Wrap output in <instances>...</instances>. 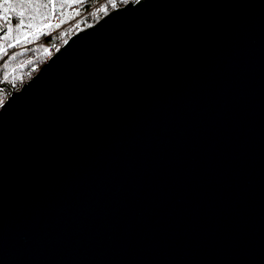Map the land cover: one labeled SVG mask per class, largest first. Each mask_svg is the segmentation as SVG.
Segmentation results:
<instances>
[{"label":"water","instance_id":"water-1","mask_svg":"<svg viewBox=\"0 0 264 264\" xmlns=\"http://www.w3.org/2000/svg\"><path fill=\"white\" fill-rule=\"evenodd\" d=\"M0 264H264V0H137L0 107Z\"/></svg>","mask_w":264,"mask_h":264},{"label":"trees","instance_id":"trees-1","mask_svg":"<svg viewBox=\"0 0 264 264\" xmlns=\"http://www.w3.org/2000/svg\"><path fill=\"white\" fill-rule=\"evenodd\" d=\"M128 2L0 0V101L35 75L54 47Z\"/></svg>","mask_w":264,"mask_h":264},{"label":"rangeland","instance_id":"rangeland-1","mask_svg":"<svg viewBox=\"0 0 264 264\" xmlns=\"http://www.w3.org/2000/svg\"><path fill=\"white\" fill-rule=\"evenodd\" d=\"M131 1H134V2H135V1H137V0H129V2H131ZM81 30H82V29H81ZM79 31H80V30H79ZM76 33H77V32H76ZM73 35H74V34H73ZM69 38H70V37H69ZM60 47H61V46H60ZM60 47H59V48H60ZM59 48L54 47V48L52 49L51 56H52V55H53V54H54ZM51 56H50V57H51ZM50 57H49V58H50ZM5 101H6V100H4V101H0V107H1V105H2Z\"/></svg>","mask_w":264,"mask_h":264},{"label":"snow or ice","instance_id":"snow-or-ice-1","mask_svg":"<svg viewBox=\"0 0 264 264\" xmlns=\"http://www.w3.org/2000/svg\"><path fill=\"white\" fill-rule=\"evenodd\" d=\"M21 15H22V13H21Z\"/></svg>","mask_w":264,"mask_h":264}]
</instances>
